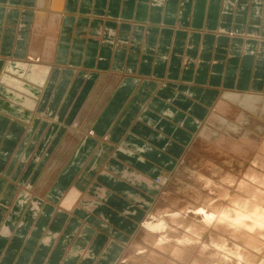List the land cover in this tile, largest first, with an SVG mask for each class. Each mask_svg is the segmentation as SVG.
Masks as SVG:
<instances>
[{
	"label": "crops",
	"instance_id": "obj_1",
	"mask_svg": "<svg viewBox=\"0 0 264 264\" xmlns=\"http://www.w3.org/2000/svg\"><path fill=\"white\" fill-rule=\"evenodd\" d=\"M224 1L59 0L54 54L40 63L28 61L39 0H0V87L22 91L17 99L0 90V247L5 246L8 258L20 244L14 264H54L61 256L60 264H115L147 205L102 179L101 173L120 178L114 167L124 166L153 182L167 170L162 164L154 168L139 161L142 156L156 163L152 154L138 149L135 158L123 155L125 140L130 137L140 146L180 158L194 133L188 125L175 131L164 127L175 119L160 115L167 112L163 103L179 107L184 94L203 107L223 90H264V0H231L228 13L222 12ZM14 61L46 66L43 82L31 80L29 68L22 74L8 69ZM3 75L17 77L28 90L8 83ZM102 82L111 90L103 111L95 126L78 137L71 128ZM65 145L69 150L61 149ZM60 151L70 154L64 160L52 159ZM50 158L56 168L49 185L45 181L47 188L45 182L41 186L48 201L42 214L21 226L29 208L17 203L23 192L19 185L33 182ZM96 185L109 193L94 195V212L83 199ZM74 188L79 191L72 194ZM79 206L89 216L77 210ZM50 235L51 242L45 244ZM80 249V256L71 255ZM87 252L94 257L82 263Z\"/></svg>",
	"mask_w": 264,
	"mask_h": 264
},
{
	"label": "bare ground",
	"instance_id": "obj_2",
	"mask_svg": "<svg viewBox=\"0 0 264 264\" xmlns=\"http://www.w3.org/2000/svg\"><path fill=\"white\" fill-rule=\"evenodd\" d=\"M216 2V1H215ZM219 2V1H218ZM218 2H217V4H218ZM216 4V3H215ZM216 4V5H217ZM225 4V3H224ZM60 5H61V3L59 2V0H39V8H38V11H37V20H36V26L37 27H42L43 28V23L46 21V19L48 20V27L52 30V32H48V36H47V39L46 40H44V41H40V39L38 40V37L37 36H35L34 37V39L32 40V45H31V48H29L30 49V56H29V59L30 60H28V61H40V60H42V61H48V60H50L51 58H52V56H53V49H54V46H55V33H56V24H55V20H56V15H55V11H58L59 10V8H60ZM211 5H213V3L211 2ZM63 6V5H62ZM35 7H36V4H35ZM66 9H67V7H66ZM36 11V10H35ZM68 11V10H67ZM53 13V15L50 17V14H52ZM59 12L61 13V11L59 10ZM224 12H226V10L224 11ZM223 12V13H224ZM226 13H228V12H226ZM50 20H49V19ZM175 19V18H174ZM174 21V20H173ZM43 24V25H42ZM46 25V24H45ZM44 25V26H45ZM47 27V28H48ZM39 33V32H38ZM34 35V34H33ZM36 35V34H35ZM41 35V34H40ZM31 38V37H30ZM29 38V39H30ZM32 39V38H31ZM43 39V38H42ZM35 40V41H34ZM36 41H39V43H37ZM229 41V40H228ZM227 41V42H228ZM240 41V40H239ZM57 42V41H56ZM18 43H20V42H18ZM22 44H23V42H22ZM221 46V45H220ZM26 52V51H25ZM23 53H24V51H23ZM225 53V52H224ZM27 55V54H26ZM170 56V55H169ZM25 60V59H24ZM56 60V59H55ZM42 61H40V63L42 62ZM29 63V62H28ZM53 63V62H52ZM33 64V63H32ZM44 64V63H43ZM49 64H51L50 62H49ZM78 64V63H77ZM1 65V64H0ZM52 66H53V64H52ZM35 67V68H34ZM108 67V66H107ZM7 68L8 69H10V70H12V71H16L18 74H22V72L26 69V70H28V68H29V70H30V73H27V74H29V77H31V80H32V78L33 79H35V81L36 80H40L41 82H43L42 80H43V78H44V76H45V74H46V70H47V67L46 66H44V65H41L40 66V64L38 65V64H34L33 66H31V64H26V63H23V62H17V61H14V62H10V63H8L7 64ZM4 70V69H3ZM50 70V69H49ZM0 72H3V71H0ZM107 73V72H106ZM48 74V73H47ZM108 75H109V73H107ZM0 75H1V73H0ZM5 75V74H4ZM4 75H3V79H5V81L6 80H8V83H10L9 81H11L12 83L14 82L15 83V85H17V87H22V88H24V89H26V90H28L27 89V87H24L23 86V84H22V81L20 80V79H18L17 77H12V78H15V79H12V78H10V77H5L4 78ZM113 75V74H112ZM105 77H107V76H104V78ZM110 77H111V74H110ZM114 77V76H113ZM17 78V79H16ZM100 78V77H99ZM103 78V77H102ZM115 79V78H114ZM110 79L109 78H105V81L107 82V81H109ZM111 80H113V79H111ZM116 80V79H115ZM132 80V79H131ZM1 81V80H0ZM98 81H101V80H98ZM40 82V83H41ZM105 82V83H106ZM123 82V81H122ZM136 82V81H135ZM52 83V82H51ZM104 82H102L101 84L99 83L98 85H97V87L93 90V92L91 93V95L89 96V98H88V100L86 101V103H85V105H84V107H83V110L81 111V113H80V115H79V117H78V119H77V122H76V124L73 126V128H71V131H72V133H77V136L79 137V136H81L83 133H85L84 131H86V129L88 128V127H94L95 126V124L97 123V114H98V112H99V115H98V118H99V116L101 115V113H102V111H103V108H104V106H105V101H106V99H107V97L109 96L108 94H109V92L111 91L110 90V86L109 87H106V88H104L105 87V84ZM11 84V83H10ZM8 85V84H7ZM15 85H13V86H15ZM131 85H133V83L131 84ZM130 85V86H131ZM12 86V87H13ZM113 86V85H112ZM16 87V86H15ZM115 87V86H114ZM21 88V89H22ZM53 88V87H52ZM104 88V89H103ZM113 88V87H112ZM120 88V87H119ZM118 88V89H119ZM130 88V87H129ZM161 88V87H160ZM0 90L1 91H3V92H5L7 95H9V96H12V97H15V98H17V99H21L22 97V91L21 92H18L19 90H18V88L17 89H10V88H8V87H5V88H1L0 87ZM23 90V89H22ZM129 90V89H128ZM24 91V90H23ZM47 91V90H46ZM117 91V90H116ZM123 91H127L126 90V88H125V90H122V94H124L123 93ZM46 93V92H45ZM120 94V92H117V94ZM220 93V92H219ZM219 93L217 94V96L219 95ZM47 94V93H46ZM45 94V95H46ZM118 94V95H119ZM121 94V95H122ZM125 94H126V92H125ZM43 95V94H42ZM182 96H180L179 97V102L181 103L180 105H179V108H177V106H172V105H168L167 103H163L164 104V106L163 107H165V111H167V112H165V113H162V112H160V115L162 116L163 115V117L164 118H167V119H169V120H172V118H174L175 119V121H174V125L170 122V121H167L166 123H163L162 125L164 126V127H167V126H169V127H172L173 128V130L175 131L177 128H178V126H180V127H183V128H185L186 127V125H188L189 126V129L191 130L193 127H195L196 126V129H194L192 132L194 133V131H196V135H193L194 137V139L195 138H197L198 137V135L199 134H201L199 137H198V139H197V141L195 142V143H193L194 142V140L193 141H191V143L193 144H191V143H189V145L187 146L186 145V150H185V154L183 155V156H181L180 158H177V157H172L171 155H168V154H165V153H163L162 151H160L159 149H157V148H154V147H152V146H140L137 142L138 141H136L135 139H133V138H127V140H125V143L124 144H126L127 146H125V147H120V152L123 154V155H125V156H127V157H131V158H135L136 157V155L138 154V151L139 152H141V153H145V154H147V155H150V154H152V156H150V157H155V160L154 161H156V163H152L153 161H151V160H149L148 158H145L144 159V157H142V156H140L139 158H138V160L139 161H143L144 163H146V162H150V163H148L147 165L148 166H150V167H154V168H156V166L158 165V164H162L163 166H165L166 168H167V170L166 171H168V173H170L169 171H171L172 173H173V171H175V174L177 173V175H175L174 177V180H173V184H174V187H175V189L177 188L178 190L179 189H181L182 188V190L181 191H183L184 192V189H185V191H186V189L188 190L190 187H191V185L192 184H198L199 182L201 183L202 181H203V173H201L200 172V170L198 171L197 170V168H199L200 169V166H201V168H202V165L204 164L203 162H205L201 157H199V159H198V161L195 163V166L196 165H198V167L195 169V168H193L194 166L192 165V167L191 166H187L184 162L185 161H187V160H192V157H191V155H190V153L192 152V150L190 149L191 147H192V149H196L197 147H199L201 144H204V146H203V148H204V150H203V153H205L206 155H210V156H213L214 157V154H216L215 156H216V158L219 156V155H221L222 153H223V147H230V148H232L231 150H230V148H229V150L230 151H234L236 148L235 147H237V146H240V143H232V141L230 142V140L228 139L229 137H228V134H225V136H219V137H215L216 135H214V133L216 134V132H214V133H212V129H214V128H212L211 129V125H210V123H211V121H213V119L215 118V113H217V111H219V110H223V111H225V112H229V113H231L232 112V110H234V111H236L237 109L240 111V110H250V111H253L252 112V114H254L255 113V115H259V117H263V119H264V95H262V94H253V93H250L249 91H237V90H223L221 93H220V95H219V98H218V100L215 102V104H213V102H214V100L216 99V94L214 93V98L213 99H211V100H208L209 101V104L207 105V107H208V109L210 108V106L211 105H213V106H211V108L212 107H214L211 111H210V113L208 114V115H206L207 113H208V109H205V107H206V104L204 105L205 107L203 108V107H199V106H197V102H193V101H191V100H189L188 99V97H185V95L184 94H181ZM44 96V95H43ZM49 96V95H48ZM26 97V96H25ZM120 97V96H119ZM253 97H254V99H253ZM48 98V97H47ZM46 98V99H47ZM63 98V97H62ZM124 99V98H123ZM27 100H28V98H27ZM137 99H135V101H136ZM223 100V101H222ZM49 101V100H48ZM57 101V100H56ZM122 102V101H121ZM28 103V104H27ZM27 103H25V104H27V105H30V108L32 107L33 108V105H32V103L33 102H28L27 101ZM138 103V102H137ZM143 103V102H142ZM47 104V103H46ZM230 104H232L231 106H230ZM3 106H4V108H7V106H6V104H2ZM229 106L231 107V108H229ZM239 107H241V108H239ZM53 108V107H52ZM177 109V110H176ZM37 110V109H36ZM242 111V113H244ZM220 112V111H219ZM221 113V112H220ZM206 115V117L204 118L203 116H205ZM227 114V113H226ZM40 115V114H39ZM194 115H196L197 116V118H196V120H197V122L193 119L194 118ZM243 115V114H242ZM241 115V116H242ZM247 115H248V113H247ZM251 115V114H250ZM221 116H222V114H221ZM42 117V116H41ZM82 117H85V118H87V120H86V122H82L81 121V119H82ZM218 117V115L216 116V118ZM228 117V116H227ZM258 117V116H257ZM45 118V117H44ZM225 118V117H224ZM232 118H234L233 116H232ZM244 118V117H243ZM13 119V118H12ZM41 119V118H40ZM126 119V118H125ZM218 119H220V116H219V118ZM257 118H254V117H252V115L251 116H249L248 115V117H247V119L246 120H248V121H246V120H243V121H246V123L247 122H250L249 123V125L251 124V126H252V124H253V127L255 126V125H258V128H260L261 130L260 131H262V132H264L263 131V126H260V121H258L259 120V118L256 120ZM35 120H36V118H35ZM52 120V119H51ZM261 120V119H260ZM44 121V120H43ZM124 122V121H123ZM222 122H223V124H224V127L225 128H227L228 130V132L229 133H236L235 135H238V134H242L243 133V131L246 129V127H245V124H238V123H236V122H230V121H228V119L227 120H225L224 119V121L222 120ZM213 123V122H212ZM215 123H217V122H215ZM219 124H220V122H218ZM217 123V124H218ZM245 123V122H244ZM262 123V122H261ZM264 123V122H263ZM17 124H19V123H17ZM26 125V124H25ZM210 125V126H209ZM214 125H216V124H214ZM221 125V124H220ZM260 126V127H259ZM118 127V126H117ZM218 127V126H217ZM115 128V127H114ZM223 128V127H222ZM91 130H92V128H90ZM119 130H121V129H119ZM187 130H188V128H187ZM226 130V129H225ZM258 130V129H257ZM256 130V131H257ZM93 131V130H92ZM115 131V130H114ZM191 132V133H192ZM258 132V131H257ZM256 132V133H257ZM225 133V132H224ZM227 133V132H226ZM261 133V132H260ZM114 134V133H113ZM113 134H112V137L114 138V136H113ZM245 134V133H244ZM250 134V133H249ZM252 134V133H251ZM223 135V134H222ZM108 136V135H107ZM197 136V137H196ZM218 136V135H217ZM17 137H18V135H17ZM228 137V138H227ZM187 138H188V136H187ZM207 138L209 139V142L207 141ZM250 137H248V139H249ZM264 138V137H263ZM13 139H14V137H13ZM16 139V138H15ZM108 139V138H107ZM112 139V138H111ZM175 139H177L176 138V136H175ZM190 139H191V137L189 138V141H190ZM231 139H232V137H231ZM256 139V138H255ZM17 140V139H16ZM192 140V139H191ZM253 141V140H252ZM257 141V143H258V139L256 140ZM186 142V141H185ZM263 142V141H262ZM250 143V142H249ZM255 142L253 141V144H254ZM257 143H255V146L257 145ZM261 144V143H260ZM70 145V144H69ZM73 145V144H72ZM145 145H147V144H145ZM249 145V144H248ZM251 145V144H250ZM259 145V144H258ZM263 145V144H262ZM261 145V146H262ZM104 146V145H103ZM244 146V145H243ZM255 146L253 147V148H255ZM109 147V146H108ZM241 147H242V145H241ZM245 147L246 146H244V149H245ZM252 147V146H251ZM259 147L260 146H258V149H259ZM67 148V147H66ZM69 148L70 147H68V149L67 150H69ZM77 148V147H76ZM105 148H106V146H105ZM247 148V147H246ZM249 148V147H248ZM257 148V147H256ZM135 149H138V151L137 150H135ZM234 149V150H233ZM257 149V150H258ZM261 150H262V152H264V145H263V147L262 148H260ZM259 149V150H260ZM189 150H190V152H189ZM226 150V149H225ZM228 150V149H227ZM229 150H228V152H229ZM243 150V149H242ZM241 150V151H242ZM247 150L249 151V149H246V151H245V154H247L246 152H247ZM250 150H252L251 148H250ZM237 151H238V147H237V149H236V151H235V153H237ZM253 151V150H252ZM242 152H244V150L242 151ZM250 152L251 151H249V153L248 154H250ZM257 152V154H258V151H256ZM261 152V151H260ZM261 152V154H263ZM203 153H201V154H203ZM226 153V152H225ZM238 153H240V151L238 152ZM219 154V155H218ZM224 154V153H223ZM222 154V155H223ZM228 154V153H227ZM241 154V153H240ZM240 154H236V155H240ZM221 155V156H222ZM203 156V155H202ZM205 156V155H204ZM224 156V155H223ZM226 156V155H225ZM224 156V157H225ZM244 156H246V158L249 156V155H244ZM243 155H242V157L245 159V157H244ZM262 156H264V155H262ZM220 157V156H219ZM239 158L241 157V155L240 156H238ZM22 158V157H21ZM206 158V157H205ZM230 158V157H229ZM234 158V157H233ZM243 158H240V159H243ZM254 158V157H253ZM252 158V159H253ZM211 159V158H210ZM214 159V158H213ZM236 159V158H235ZM248 159H249V157H248ZM251 159V160H252ZM226 160V159H225ZM217 161V160H216ZM227 161H228V159H227ZM234 161V160H233ZM245 161H247V159H245ZM191 162V161H190ZM192 162H193V160H192ZM191 162V163H192ZM203 163L202 165H200V163ZM208 162V161H207ZM187 163V162H186ZM191 163H190V165H191ZM194 163V162H193ZM214 163V162H213ZM218 163H219V161H218ZM238 163V162H237ZM52 165L54 164V163H51ZM185 164V165H184ZM188 164H189V161H188ZM211 164V163H210ZM243 164H245L244 162H243ZM21 165V164H20ZM211 165H213V164H211ZM211 165H209L208 163L207 164H205V166H206V170L208 171V169L211 167ZM250 165V164H249ZM51 166V165H50ZM100 166V165H99ZM143 166H145V165H143ZM205 166L201 169V170H203L204 168H205ZM230 166V165H229ZM259 166V165H258ZM209 167V168H208ZM214 167V166H213ZM222 167H225V166H222ZM228 167V166H227ZM235 167V166H234ZM49 168V167H48ZM47 168V169H48ZM56 168V167H55ZM115 169H116V171L119 173V175H121V177L120 178H117L116 176L117 175H115V174H113V173H111V172H108V171H104V172H102L101 173V178L102 179H105L106 181H108V182H110V183H112L113 185H115L116 187H118L119 189H121V190H124V191H127V192H130V193H132V194H135L134 196L136 197V200L137 201H139L141 204H144V205H147V206H151L152 205V203H153V199L152 198H150L147 194H149L150 195V193H149V191L150 192H157L158 190H159V188H160V186H158L157 184H155V183H153L152 182V180L150 179V178H148V177H146V176H144L142 173H140L139 171H135V170H133V169H131V168H125L124 166H116V167H114ZM213 169V168H212ZM215 169H216V167H215ZM218 169V170H217ZM217 171H216V173L217 172H219L220 170H219V168L217 167ZM237 169V168H236ZM49 170H50V168H49ZM55 170V169H54ZM59 170V169H58ZM51 171H53L52 169H51ZM50 171V172H51ZM237 172V171H236ZM96 173H97V171H96ZM168 173H163V174H161L160 175V178H159V181H160V183L162 184V183H164L165 181H166V176H167V174ZM213 173V172H212ZM52 174H54V173H52ZM204 174H206V171H205V173ZM47 175V174H46ZM45 175V176H46ZM49 175H50V173H49ZM225 175V174H224ZM44 176V175H43ZM44 176V177H45ZM178 176H180V177H178ZM213 176V175H212ZM226 177H227V175H225ZM49 178V177H48ZM52 178V176L50 175V178L49 179H51ZM258 178H260V177H258ZM43 179V178H42ZM45 179V178H44ZM124 180V181H123ZM218 180V179H217ZM260 180H262V179H260ZM45 181H47V179L45 180ZM48 181H50V180H48ZM47 181V182H48ZM230 181V180H229ZM85 182V181H84ZM222 183V182H221ZM252 183V182H251ZM41 184V183H40ZM44 184V183H43ZM82 184V183H81ZM119 184L120 185H122V186H124L123 188H120L119 187ZM231 184V183H230ZM45 185H46V182H45ZM47 185H49V183L47 184ZM46 185V186H47ZM255 185V184H254ZM77 186V185H76ZM136 186H140V188H141V190H144L146 193V195H144V192H141V191H137V190H139L138 188H136ZM237 186V185H236ZM39 187V186H38ZM44 187V186H43ZM195 187H197V186H195ZM244 187V186H243ZM253 187H250L249 188V191H247L246 192V194H248V192H252L253 193V190L254 189H252ZM41 189H42V187H41ZM45 189V188H44ZM202 189V188H201ZM13 190V189H12ZM224 190V189H223ZM222 190V191H223ZM243 190V189H242ZM77 191H79L78 189H73L72 191H71V193L72 194H75ZM16 192V191H15ZM18 192V191H17ZM94 193L93 194H91V195H86L85 197H84V199H83V203L86 205V206H88V207H90L91 209H93L94 210V212L95 211H97V209H98V207L97 208H94L95 207V202H97L96 201V199H94V195H98V196H100V197H107V195H108V193H109V190H107L106 189V187H103V186H101V185H96V187L94 188V191H93ZM189 192V191H188ZM207 192V191H206ZM235 192V191H234ZM225 193V192H224ZM233 193V192H232ZM245 193V192H244ZM212 194V193H211ZM227 194V193H226ZM236 194V193H235ZM238 194V193H237ZM236 194V195H237ZM242 194V193H241ZM260 194V193H259ZM220 195V194H219ZM232 195V194H231ZM249 195V194H248ZM261 195V194H260ZM259 195V196H260ZM221 196V195H220ZM233 196H234V193H233ZM247 196V195H246ZM231 197V196H230ZM27 198H28V192L27 191H23L21 194H20V197L18 198V201H17V203H19L20 204V206H24V204H25V202H26V200H27ZM154 198V197H153ZM172 198V197H171ZM189 198V197H188ZM216 198H219V197H216ZM221 198V197H220ZM222 198H224V197H222ZM233 198V197H232ZM253 198H255V197H253ZM264 198V197H263ZM247 199V198H246ZM183 200V199H182ZM15 201V200H14ZM170 203H169V202ZM222 201V200H221ZM229 202H230V200H228ZM243 201V200H242ZM248 201H249V199H248ZM264 201V200H263ZM46 202V201H45ZM181 202V201H180ZM204 202H205V200H204ZM39 203H40V201L39 200H34V203H33V206L32 207H30V209H29V211L27 212V214H26V216H25V218H24V220L22 221V223L21 224H25L26 223V220L27 219H29V218H31L32 216H33V212L37 209V206L39 205ZM68 203V202H67ZM167 203H168V207H167V209H163L164 211H158L156 214H158V216H160V219H157L158 221H156V222H154L153 224L152 223H149V232H148V235L146 236V238H145V240H144V245H142L140 248H139V250L141 249V248H146V247H148V249H151L152 251H149V250H147L146 252H145V254H142V252L140 251V252H137V254L134 256V258L132 259V261L130 262V264H198V263H200V264H215V263H217L216 261L214 262V260L213 259H215V260H217V261H222V259L224 260V257L225 256H223L222 257V253L220 252V253H211V254H207V257L208 256H210V257H208V258H210V259H208V258H206V257H198V252H199V248H198V250L192 255V252H191V250H190V248H188L187 246H191V245H189V244H185L184 246L182 245V244H177V243H175V242H169V243H167L166 242V244L164 245V244H161L160 243V240L162 239L161 237H160V234H159V232L158 231H160L161 229H163L165 226H167V223L169 222L170 223V221H169V219H173L174 218V214H172V212L175 210V208L174 207H177V206H180L182 203H177V204H174V202L172 201V199H170V198H167ZM196 203V202H195ZM222 203V202H221ZM250 203V202H249ZM254 203H256V202H254ZM165 204V203H164ZM205 204V203H204ZM211 204V203H210ZM264 204V203H263ZM166 205V204H165ZM184 205V204H183ZM182 205V206H183ZM254 205L256 206V204H253V202H252V205L250 204V206H252V207H254ZM260 205V204H259ZM26 206V205H25ZM184 206H187V205H184ZM192 206V205H191ZM194 206V205H193ZM77 207H78V205H77ZM166 207V206H165ZM164 207V208H165ZM217 207V206H216ZM233 207H235V206H233ZM237 207V206H236ZM252 207H249V208H252ZM153 208V206L151 207V209ZM179 208V207H178ZM215 208V207H214ZM259 208V207H258ZM157 209V208H156ZM194 209H196V208H194ZM231 209V208H230ZM240 209H242V208H240ZM247 209V208H246ZM255 209H256V207H255ZM10 210V209H9ZM43 210V209H42ZM77 210H80V211H84L83 209H81L80 208V206H79V208H77ZM158 210V209H157ZM189 210H190V208H189ZM192 210V209H191ZM205 210V209H204ZM211 210V209H210ZM237 210V209H236ZM235 210V211H236ZM179 212L180 211H182V210H178ZM202 211H203V209H199V208H197L195 211H192L194 214H199V213H202ZM217 211V210H216ZM250 211V210H249ZM259 211V210H258ZM14 212V211H13ZM50 212V211H49ZM84 212H86V211H84ZM191 212V211H190ZM189 212V213H190ZM206 212V211H205ZM209 212V211H208ZM233 212V211H232ZM237 212V211H236ZM240 212H241V210H240ZM244 212V211H243ZM45 213H46V211H45ZM87 213V212H86ZM175 213H176V211H175ZM185 213H187L188 214V212H185ZM223 213V212H222ZM257 213V212H256ZM20 214V213H19ZM155 214V215H156ZM179 214V213H178ZM221 214V213H220ZM219 214V215H220ZM251 214V213H250ZM6 215V214H5ZM87 215H88V213H87ZM153 215V214H152ZM176 215V214H175ZM190 215V214H189ZM201 215V214H200ZM218 214H217V216H219ZM226 215H228V213H226L225 214V216ZM238 215H241V214H238ZM89 216V215H88ZM157 216V217H158ZM188 216V215H187ZM223 216V215H222ZM224 216V217H225ZM230 216V215H229ZM249 216H251V215H249ZM254 216H255V214H254ZM260 216V215H259ZM19 217V216H18ZM155 217V216H154ZM197 217H198V215L197 216H195V219H197ZM223 217V218H224ZM231 217V216H230ZM256 217V216H255ZM156 218V217H155ZM190 218V217H189ZM188 218V219H189ZM199 218V217H198ZM205 218L206 219H202V220H204V225H206V224H210V223H212V222H217V223H219L220 225H219V229H220V231H222V232H230V233H232V235H234V237L233 238H235V239H243V237H245V239H246V243H245V247L244 248H246L247 250H248V254H250L249 252L252 250V247L254 248V252L256 253V252H258L259 250H261L262 248H261V243L262 242H264L263 240H264V218L261 216V218H260V221H258V226H252L251 225V223H248V222H246V223H248L247 224V229H241L240 227L238 228V227H236V226H233L232 224H230V223H228L227 221L229 220H227V221H224L223 223L221 222V221H217V220H215L214 218H215V215H214V213L212 214V213H210V214H207V215H205ZM227 218V217H226ZM153 219V218H152ZM201 219V218H200ZM199 219V220H200ZM221 219H222V217H221ZM255 219V218H254ZM257 219H258V217H257ZM257 219H255L254 221H256ZM78 220V219H77ZM242 220V219H241ZM240 220V221H241ZM259 220V219H258ZM150 221V220H149ZM194 221V220H193ZM236 221V220H235ZM253 221V220H252ZM148 222V221H147ZM178 223V222H177ZM188 223V222H187ZM201 223V222H200ZM216 223V224H217ZM257 222H255V224L254 225H257L256 224ZM148 224V223H147ZM150 224H152V225H150ZM175 224V223H174ZM195 224V223H194ZM75 225V224H74ZM173 225V224H172ZM179 225V224H178ZM196 225V224H195ZM232 225V226H231ZM235 225V224H234ZM263 225V226H262ZM3 226V225H2ZM147 226V225H146ZM212 227V226H211ZM218 227V226H217ZM168 228V227H167ZM171 228V227H170ZM169 228V229H170ZM173 228V227H172ZM199 228H202V227H199V225H198V228L196 229L197 230V232L199 233ZM249 228L250 229H253V234L251 233V234H249ZM166 229V228H165ZM177 229V228H176ZM10 230V229H9ZM79 230V229H78ZM77 230V231H78ZM215 230V229H214ZM84 231V230H83ZM166 231H168V230H166ZM176 231V230H175ZM210 231V230H209ZM4 232H6L5 234H10L9 232H8V229H6L5 228V230H4ZM29 232V231H28ZM215 232V231H214ZM213 232V233H214ZM218 232H219V230H218ZM221 232V234H223ZM12 233V232H11ZM63 233V232H62ZM74 233V232H73ZM112 233L113 234H115L116 232L115 231H112ZM211 233H212V231H211ZM52 234V233H51ZM77 234V233H76ZM132 234V233H131ZM130 234V235H131ZM165 234V233H164ZM169 234V233H168ZM184 234V233H183ZM216 234V233H215ZM66 235V234H65ZM174 235V234H173ZM224 235V234H223ZM163 236V235H162ZM193 236V235H192ZM218 235H216V236H214V238H216ZM165 238H168V237H165ZM164 238V239H165ZM175 238V237H174ZM182 238V237H181ZM199 238V237H198ZM210 238H213L212 236L210 237ZM226 238H229V237H226ZM231 238V237H230ZM229 238V239H230ZM29 239V238H28ZM51 239H52V236L50 235V236H48V237H46L45 238V240H44V242H45V244H49L50 242H51ZM177 239H179V238H176V240ZM183 239V238H182ZM192 239V238H191ZM196 239V238H195ZM220 239H221V237H220ZM232 239V238H231ZM86 240V239H85ZM143 240V239H142ZM166 240V239H165ZM171 240H173V239H171ZM65 241V240H64ZM69 241V239H67V242ZM170 241V240H169ZM194 241V240H193ZM234 241V240H233ZM107 242V241H106ZM164 242V241H163ZM162 242V243H163ZM183 242V241H182ZM184 242H186V241H184ZM188 243V242H187ZM191 243V242H190ZM195 243V242H194ZM205 243V242H204ZM197 245V244H196ZM202 245V244H201ZM206 245V244H205ZM217 245V244H216ZM232 245V244H231ZM242 245V244H241ZM263 245V244H262ZM109 247V246H108ZM113 247V246H112ZM160 247V248H159ZM165 247H167V248H165ZM175 247H178V248H175ZM182 247H184V253H182L181 255H180V257L178 258V259H175V258H173L174 256V254H170V253H168V252H166V251H164V250H168V251H173V250H179V248H182ZM196 247V246H195ZM214 247V246H213ZM213 247H211V248H213ZM114 248V247H113ZM159 248V249H158ZM172 248H174V249H172ZM196 248V249H197ZM209 248V247H208ZM236 248V247H235ZM240 248V247H239ZM244 248H242V250L244 249ZM251 248V249H250ZM110 249H111V247H110ZM220 249V248H219ZM237 249V248H236ZM203 250V249H202ZM256 250V251H255ZM104 251V250H103ZM145 251V250H144ZM213 251V250H212ZM211 251V252H212ZM107 252V251H106ZM260 253V252H259ZM82 254V250L80 249V251H73L72 253H71V255H73L75 258H77L78 256H80ZM180 254V253H179ZM233 254V253H232ZM236 254V253H235ZM257 254V253H256ZM261 254V253H260ZM187 255H188V257H187ZM200 256V255H199ZM232 256V255H231ZM249 256V255H248ZM94 256L93 255H91V253H89V252H87L86 253V255L84 256V258L82 259V263H84L85 261H87L86 259H92ZM31 258V257H30ZM228 258V257H227ZM247 258V257H246ZM128 260V259H127ZM225 260H226V257H225ZM251 260V259H250ZM239 261V260H238ZM224 262V261H223ZM241 262V261H240ZM253 262V261H252ZM128 263V262H127ZM222 263V262H221ZM94 264V263H93ZM217 264H219V263H217ZM231 264V263H230ZM233 264V263H232Z\"/></svg>",
	"mask_w": 264,
	"mask_h": 264
},
{
	"label": "rangeland",
	"instance_id": "obj_3",
	"mask_svg": "<svg viewBox=\"0 0 264 264\" xmlns=\"http://www.w3.org/2000/svg\"><path fill=\"white\" fill-rule=\"evenodd\" d=\"M224 6H223V10L222 12H224L226 10V12H229L230 9L232 8V1L231 0H225L224 1ZM52 13V12H51ZM53 15L50 14V17ZM50 20V19H49ZM46 21L48 22V20L46 19ZM45 21L43 28L42 27H37L35 29V34L36 36L40 39V40H46L47 39V34L48 32H52V30L48 27L47 22ZM48 27V28H47ZM39 32V33H38ZM47 33V34H46ZM41 34V35H40ZM47 35V36H46ZM43 38V39H42ZM38 39V40H39ZM37 43H39V41H36ZM5 80V79H3ZM98 85V84H97ZM230 91V90H229ZM238 91V90H237ZM250 93L253 94H262L264 95V90H261L259 92L256 91H249ZM217 94V93H215ZM220 95V93H219ZM219 95L216 97V99L214 100L213 104H215V102L218 100ZM254 99V97H253ZM223 101V100H222ZM169 105V104H168ZM232 104H230L231 106ZM213 106V105H211ZM208 109L207 105L205 107V109H208V113L206 115H208L210 113V111L214 108L212 107ZM229 106V108H231ZM179 108V107H177ZM204 108V106H203ZM241 108V107H239ZM177 110V109H176ZM221 113H220V112ZM217 111V113H215V118L213 119V121H211L210 125H211V129H212V133L216 132V134L214 133V135H216L215 137H219L221 136H225V134H228V139L230 140V142L232 141V143L234 142H238L240 143V146L238 147V151L237 153H235L237 147H235L236 149L234 151H230L232 148L227 147H223V156L219 155L216 158V154H214L213 156H208L205 153H203V146L204 144H201L199 147H197L196 149H192V147L190 148L192 150V152L190 153L192 160H187L184 163L188 166L192 165L194 166L193 168H197L198 165L195 166V163L198 161L199 157H201L205 162H201L200 165H202V168L205 166V164H213L211 165V167L208 169V171L206 170V166L203 170H201V166L200 169L197 168V170L201 173H203V181L198 184H192L191 187L186 191L184 189V192L181 191V189H175L174 187V176L177 175V173L175 174V171H173V173L171 171H169L170 173H168V171L164 170L162 172L163 173H168L167 174V178L166 181L164 183H160L159 178L160 175L159 174L157 176V178H155L153 180V183L157 184L158 186H160L159 190L157 192H153L152 196L154 198L153 199V203L151 206H146L145 210H143L142 216L141 218H139V222H138V226L135 229V231L128 236L126 243L124 245V249L123 252L120 256V258L118 259V261L115 264H130V262L132 261V259L134 258V256L137 254V252H142V254H145V252L147 250L152 251L151 249H148V247L146 248H141L139 250V248L144 245V240L146 238V236L148 235L149 232V223H154L156 221H158L157 219H160V216H158V214H156L158 211L162 212L164 211L163 209H167L168 207V203H167V198L172 199V201L174 202V204H179L182 203L180 206L174 207L175 210L172 212V214H174V218L173 219H169L170 223H167V226H165L163 229H161L159 232L160 237L162 238L160 240L161 244H166L169 242H175V243H179L182 244L183 246L185 244H189L191 246H187L188 248H190L192 255L198 250H199V254L198 257H207V254H213V253H222V257H224V260L222 259V261H217L215 259L214 262L216 261L219 264H264V242L261 243V250H259L258 252H254V248L252 247V250L249 252L250 254H248V250L245 247V243H246V239L245 237H243V239H235L233 238L234 235H232V233L230 232H222L219 229V223L212 222L210 224H206L204 225V220L202 219H206L205 215L210 214V213H214L215 215V220L217 221H221L222 223L224 221H227L228 219V223L232 224L233 226L236 227H240L241 229H247V224L251 223L252 226H258V221H260L261 216L264 218V152H262V150L260 148L263 147L264 145V132L260 131L261 129L258 128V125H255L253 127V124L251 126V124L249 125L250 122H247L248 120L247 117L248 115L254 118H259L258 121H260V126H263V131H264V119L263 117H259V115H255L252 114L253 111L250 110H232L231 113L229 112H225L223 110H219ZM242 111L244 113H242ZM227 113V114H226ZM248 113V115H247ZM222 114V116H221ZM243 114V115H242ZM251 114V115H250ZM205 115V114H204ZM218 115V117L216 118V116ZM242 115V116H241ZM220 116V119H218ZM228 116V117H227ZM232 116L234 118H232ZM258 116V117H257ZM206 117V116H205ZM225 117V118H224ZM244 117V118H243ZM196 122V118H193ZM228 119V121H232L233 123L236 122L238 124H245L246 129L243 131L242 134H238L235 135L236 133H229L227 130V128L224 127V124L222 122V120L224 121ZM246 121H243V120ZM256 119V120H257ZM261 119V120H260ZM87 118L82 117L81 121L84 123L86 122ZM213 122V123H212ZM215 122H220V124L215 123ZM231 122V123H232ZM245 122V123H244ZM262 122V123H261ZM216 124V125H214ZM209 125V126H210ZM218 126V127H217ZM259 126V127H260ZM223 127V128H222ZM196 129V126L192 128V130ZM226 129V130H225ZM258 129V130H257ZM258 132H257V131ZM94 131V128H93ZM92 131V132H93ZM91 132V133H92ZM225 132V133H224ZM227 132V133H226ZM257 132V133H256ZM261 132V133H260ZM245 133V134H244ZM250 133V134H249ZM252 133V134H251ZM196 131L194 132L193 135H196ZM223 134V135H222ZM201 134L198 135V137ZM218 135V136H217ZM220 136V137H221ZM194 137V136H193ZM197 137V136H196ZM197 138H192L191 141L194 140L193 143H195L197 141ZM232 137V139H231ZM248 137H250L248 139ZM256 138V139H255ZM175 139V138H174ZM258 139V143L257 140ZM255 143H257V145L255 146V143L253 144V141ZM207 141L209 142V139L207 138ZM263 141V142H262ZM250 142V143H249ZM191 143V142H190ZM261 143V144H260ZM192 144V143H191ZM249 144V145H248ZM251 144V145H250ZM259 144V145H258ZM263 144V145H262ZM189 145V144H188ZM187 145V146H188ZM193 145V144H192ZM242 145V147H241ZM245 149H244V146ZM262 145V146H261ZM252 146V147H251ZM255 146V148H253ZM258 146L259 149H258ZM67 147V148H66ZM249 147V148H248ZM257 147V148H256ZM250 148L253 150H250ZM61 149H68V145H65L64 147H62ZM226 149V150H225ZM229 152H228V150ZM244 152H242L243 150ZM246 149H249V151L247 150V154H245ZM258 149V150H257ZM242 150V151H241ZM161 151V150H160ZM240 151V153H238ZM258 151V154L257 152ZM263 154H261V152ZM163 152V151H162ZM190 152V150H189ZM226 152V153H225ZM164 153V152H163ZM203 153V154H201ZM228 153V154H227ZM70 153H68V151H60V152H55L52 154V159L53 158H57L58 160H64L65 158H67L69 156ZM166 154V153H165ZM185 154V152H184ZM183 154V155H184ZM236 154H240L241 157L243 158L242 155H249V159L248 157L245 159H247V161H245V159H240L238 156L240 155H236ZM203 155V156H202ZM205 155V156H204ZM216 155V156H215ZM206 157V158H205ZM230 157V158H229ZM234 157V158H233ZM254 157V158H253ZM211 158V159H210ZM214 158V159H213ZM236 158V159H235ZM253 158V159H252ZM226 159V160H225ZM228 159V161H227ZM252 159V160H251ZM217 160V161H216ZM234 160V161H233ZM189 161V164H188ZM192 163H191V162ZM196 161V162H195ZM208 161V162H207ZM219 161V163H218ZM187 162V163H186ZM214 162V163H213ZM238 162V163H237ZM243 162L245 164H243ZM51 163V158L50 160L45 163L44 168L40 169L38 176L33 180V182L29 183V182H24L22 184L19 185V190L20 191H27L28 192V198L25 202V205L30 209V207L33 206L35 197L37 196V198L39 197V205L37 206V209L33 212L34 217H38L40 214H42V209H44V205L47 203L48 200H46V198L44 196H42V193L44 190L41 189V186L43 185V183L45 182V180L47 179V181L49 180V173H51V169L54 170L55 168L53 167L54 164L52 165ZM191 163V165H190ZM211 163V164H210ZM184 164V165H185ZM250 164V165H249ZM51 165V166H50ZM230 165V166H229ZM259 165V166H258ZM188 166V167H189ZM214 166V167H213ZM225 166V167H222ZM228 166V167H227ZM235 166V167H234ZM50 170H49V168ZM217 167L219 168V172L216 173ZM48 168V169H47ZM213 168V169H212ZM237 168V169H236ZM51 171V172H50ZM206 171V174H204ZM237 171V172H236ZM213 172V173H212ZM47 174V175H46ZM227 175V177L225 175ZM45 177H44V176ZM213 175V176H212ZM180 177V176H178ZM260 177V178H258ZM43 178V179H42ZM45 178V179H44ZM218 179V180H217ZM262 179V180H260ZM230 180V181H229ZM222 182V183H221ZM252 182V183H251ZM41 183V184H40ZM49 183V182H48ZM231 183V184H230ZM255 184V185H254ZM237 185V186H236ZM39 186V187H38ZM197 186V187H195ZM244 186V187H243ZM253 187V193L252 192H248V194H246L247 191H249V188ZM47 188V186H46ZM202 188V189H201ZM77 189V188H74ZM224 189V190H223ZM243 189V190H242ZM73 190V189H72ZM223 190V191H222ZM189 191V192H188ZM207 191V192H206ZM235 191V192H234ZM225 192V193H224ZM234 196H233V193ZM245 192V193H244ZM212 193V194H211ZM227 193V194H226ZM237 195H236V194ZM242 193V194H241ZM261 195H260V194ZM221 196H220V195ZM232 194V195H231ZM247 195V196H246ZM260 195V196H259ZM231 196V197H230ZM172 197V198H171ZM189 197V198H188ZM219 197V198H216ZM221 197V198H220ZM224 197V198H222ZM233 197V198H232ZM255 197V198H253ZM247 198V199H246ZM183 199V200H182ZM249 199V201H248ZM205 200V202H204ZM222 200V201H221ZM230 200V202L228 201ZM243 200V201H242ZM46 201V202H45ZM181 201V202H180ZM169 202V201H168ZM196 202V203H195ZM222 202V203H221ZM250 202V203H249ZM256 204V206L254 205V207L250 206V204L252 205ZM256 202V203H254ZM166 205H165V204ZM170 203V202H169ZM205 203V204H204ZM211 203V204H210ZM187 206H184V205ZM260 204V205H259ZM183 205V206H182ZM192 205V206H191ZM194 205V206H193ZM153 206V208L151 209V207ZM166 206V207H165ZM217 206V207H216ZM235 206V207H233ZM237 206V207H236ZM165 207V208H164ZM179 207V208H178ZM215 207V208H214ZM252 207V208H249ZM256 207V209H255ZM259 207V208H258ZM158 210H157V209ZM190 208V210H189ZM194 208H199V209H203L202 213L199 214H194L192 211H195L196 209ZM231 208V209H230ZM242 208V209H240ZM247 208V209H246ZM192 209V210H191ZM205 209V210H204ZM211 209V210H210ZM237 209V210H236ZM178 210H182V211H178ZM217 210V211H216ZM237 212H236V211ZM241 210V212H240ZM250 210V211H249ZM259 210V211H258ZM176 211V213H175ZM191 211V212H190ZM206 211V212H205ZM209 211V212H208ZM233 211V212H232ZM244 211V212H243ZM185 212H188L185 213ZM190 212V213H189ZM223 212V213H222ZM257 212V213H256ZM179 213V214H178ZM221 213V214H220ZM228 213V215L225 216V214ZM251 213V214H250ZM153 214V215H152ZM156 214V215H155ZM176 214V215H175ZM190 214V215H189ZM201 214V215H200ZM217 214L219 216H217ZM241 214V215H238ZM255 214V216H254ZM188 215V216H187ZM197 219H195V216H197ZM223 215V216H222ZM231 217H230V216ZM251 215V216H249ZM260 215V216H259ZM156 218H155V217ZM158 216V217H157ZM225 216V217H224ZM190 217V218H189ZM222 217V219H221ZM224 217V218H223ZM227 217V218H226ZM258 217V219H257ZM153 218V219H152ZM189 218V219H188ZM201 218V219H200ZM257 219L256 221H254L255 219ZM200 219V220H199ZM227 219V220H226ZM242 219V220H241ZM150 220V221H149ZM155 220V221H154ZM194 220V221H193ZM236 220V221H235ZM241 220V221H240ZM253 220V221H252ZM148 221V222H147ZM154 221V222H153ZM178 222V223H177ZM188 222V223H187ZM201 222V223H200ZM248 222V223H246ZM255 222H257V225H254ZM148 223V224H147ZM175 223V224H174ZM196 225H195V224ZM217 223V224H216ZM150 224V225H152ZM173 224V225H172ZM179 224V225H178ZM235 224V225H234ZM25 224H21V226H25ZM147 225V226H146ZM199 228V233L197 232V228ZM231 225V226H232ZM212 226V227H211ZM218 226V227H217ZM263 226V225H262ZM168 227V228H167ZM171 227V228H170ZM173 227V228H172ZM166 228V229H165ZM170 228V229H169ZM177 228V229H176ZM215 229V230H214ZM168 230V231H166ZM176 230V231H175ZM210 230V231H209ZM219 230V232H218ZM212 231V233H211ZM215 231V232H214ZM249 234H253V229L249 228ZM214 232V233H213ZM221 232L224 234H221ZM165 233V234H164ZM169 233V234H168ZM184 233V234H183ZM216 233V234H215ZM174 234V235H173ZM163 235V236H162ZM193 235V236H192ZM218 235L216 238H214V236ZM213 238H210V237ZM168 237V238H165ZM175 237V238H174ZM183 239H182V238ZM199 237V238H198ZM221 237V239H220ZM226 237H231L226 238ZM166 240H165V239ZM176 238H179L176 240ZM192 238V239H191ZM196 238V239H195ZM143 239V240H142ZM173 239V240H171ZM63 238L61 239V244L63 242ZM170 240V241H169ZM194 240V241H193ZM234 240V241H233ZM164 241V242H163ZM183 241V242H182ZM186 241V242H184ZM264 241V240H263ZM163 242V243H162ZM188 242V243H187ZM191 242V243H190ZM195 242V243H194ZM205 242V243H204ZM197 244V245H196ZM202 244V245H201ZM206 244V245H205ZM217 244V245H216ZM232 244V245H231ZM242 244V245H241ZM263 244V245H262ZM19 246V247H18ZM196 246V247H195ZM214 246V247H213ZM185 247V246H184ZM184 247L179 248V250H173V251H168V250H164L170 254H174L173 258L178 259L180 257V255L182 253H184ZM198 247V248H197ZM209 247V248H208ZM213 247V248H211ZM237 249H236V248ZM240 247V248H239ZM20 244L17 245V250L13 249L9 252V257L7 258V255H5V252L7 251L5 249V246L2 248L0 247V264H2L3 260L9 262V264H14L15 262V257L19 255V251H20ZM160 248V247H159ZM158 248V249H159ZM167 248V247H165ZM178 248V247H175ZM197 248V249H196ZM220 248V249H219ZM242 248H244L242 250ZM12 249V248H10ZM174 249V248H172ZM203 249V250H202ZM251 249V248H250ZM9 250V249H8ZM145 250V251H144ZM213 250V251H212ZM212 251V252H211ZM256 251V250H255ZM8 252V251H7ZM261 254H260V253ZM136 253V254H135ZM180 253V254H179ZM233 253V254H232ZM236 253V254H235ZM5 255V257H4ZM200 255V256H199ZM232 255V256H231ZM249 255V256H248ZM60 256V254H59ZM54 258V255L52 256ZM188 257V255H187ZM228 257V258H227ZM247 257V258H246ZM62 259V256L57 260V262H55L54 264H60V260ZM128 259V260H127ZM210 259V258H208ZM251 259V260H250ZM239 260V261H238ZM56 261V260H55ZM224 261V262H223ZM241 261V262H240ZM253 261V262H252ZM7 262H5V264H7ZM54 262V261H53ZM128 262V263H127ZM222 262V263H221ZM215 263V264H217ZM200 264V263H198ZM205 264V263H204Z\"/></svg>",
	"mask_w": 264,
	"mask_h": 264
}]
</instances>
